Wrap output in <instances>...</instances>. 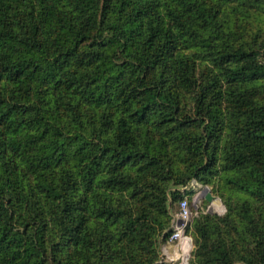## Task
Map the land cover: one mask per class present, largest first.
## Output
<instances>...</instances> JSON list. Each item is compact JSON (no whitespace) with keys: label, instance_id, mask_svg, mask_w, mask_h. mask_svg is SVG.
<instances>
[{"label":"trees","instance_id":"16d2710c","mask_svg":"<svg viewBox=\"0 0 264 264\" xmlns=\"http://www.w3.org/2000/svg\"><path fill=\"white\" fill-rule=\"evenodd\" d=\"M264 0H0V264H158L219 177L189 264H264ZM249 34V36H248ZM180 189V190H179Z\"/></svg>","mask_w":264,"mask_h":264},{"label":"rangeland","instance_id":"374dc122","mask_svg":"<svg viewBox=\"0 0 264 264\" xmlns=\"http://www.w3.org/2000/svg\"><path fill=\"white\" fill-rule=\"evenodd\" d=\"M250 14L252 16L249 18L248 16L237 15L235 17L236 23L244 25L253 35L258 29H262L264 35V14L254 10ZM219 177L215 178L213 185H203L194 180L190 185L181 188V190L179 189L185 196L181 202L172 205L170 228L167 230V232L171 231V235L167 239L164 235L158 239V264H189L194 250V240L191 234L194 219L202 214L223 217L227 213L224 200L229 197L235 202L240 200L241 196L238 195L239 193L224 184V181ZM207 190L215 198L212 203L205 199ZM184 201L187 202L190 211V217L188 220H184L185 223L179 216L181 204ZM178 231L181 232V236L184 239L189 241L186 251L181 250L179 239L173 238Z\"/></svg>","mask_w":264,"mask_h":264},{"label":"built area","instance_id":"2783aa9c","mask_svg":"<svg viewBox=\"0 0 264 264\" xmlns=\"http://www.w3.org/2000/svg\"><path fill=\"white\" fill-rule=\"evenodd\" d=\"M183 190V189H182ZM180 218L183 219V221L185 220H188L189 217H190V211H189V208L187 206V202L184 201L182 204H181V210H180V214H179ZM184 221V223H185ZM175 239H179L180 241V247H181V250L182 251H186L187 248H188V245H189V241L187 239H184L182 236H181V232L178 231L174 237Z\"/></svg>","mask_w":264,"mask_h":264},{"label":"water","instance_id":"95a60500","mask_svg":"<svg viewBox=\"0 0 264 264\" xmlns=\"http://www.w3.org/2000/svg\"><path fill=\"white\" fill-rule=\"evenodd\" d=\"M205 199L208 201V202H210V203H212L213 201H214V196L210 193V191L209 190H207L206 191V197H205Z\"/></svg>","mask_w":264,"mask_h":264}]
</instances>
